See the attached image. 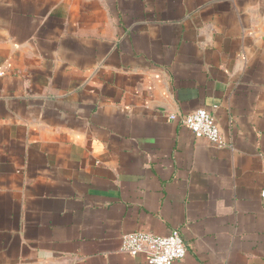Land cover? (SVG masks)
I'll list each match as a JSON object with an SVG mask.
<instances>
[{
	"label": "crops",
	"instance_id": "obj_1",
	"mask_svg": "<svg viewBox=\"0 0 264 264\" xmlns=\"http://www.w3.org/2000/svg\"><path fill=\"white\" fill-rule=\"evenodd\" d=\"M139 231L264 264V0H0V264H147Z\"/></svg>",
	"mask_w": 264,
	"mask_h": 264
},
{
	"label": "built area",
	"instance_id": "obj_2",
	"mask_svg": "<svg viewBox=\"0 0 264 264\" xmlns=\"http://www.w3.org/2000/svg\"><path fill=\"white\" fill-rule=\"evenodd\" d=\"M168 118L171 121H177L195 137L204 139L217 148L225 146L213 116L205 109H197L187 114L174 113ZM121 248L123 252L131 256L144 255L147 264H172L181 261L186 253L178 231H173L166 236L134 232L122 238Z\"/></svg>",
	"mask_w": 264,
	"mask_h": 264
}]
</instances>
